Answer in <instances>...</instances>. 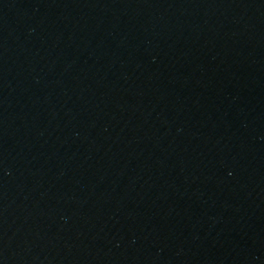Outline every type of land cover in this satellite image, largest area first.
Here are the masks:
<instances>
[{
	"label": "water",
	"instance_id": "water-1",
	"mask_svg": "<svg viewBox=\"0 0 264 264\" xmlns=\"http://www.w3.org/2000/svg\"><path fill=\"white\" fill-rule=\"evenodd\" d=\"M220 1L264 13V0H220Z\"/></svg>",
	"mask_w": 264,
	"mask_h": 264
}]
</instances>
